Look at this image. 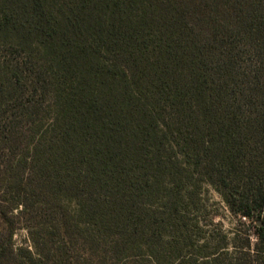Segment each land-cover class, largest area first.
I'll return each instance as SVG.
<instances>
[{
	"label": "trees",
	"instance_id": "16d2710c",
	"mask_svg": "<svg viewBox=\"0 0 264 264\" xmlns=\"http://www.w3.org/2000/svg\"><path fill=\"white\" fill-rule=\"evenodd\" d=\"M195 179L232 259L175 233ZM0 264H264V0H0Z\"/></svg>",
	"mask_w": 264,
	"mask_h": 264
},
{
	"label": "rangeland",
	"instance_id": "374dc122",
	"mask_svg": "<svg viewBox=\"0 0 264 264\" xmlns=\"http://www.w3.org/2000/svg\"><path fill=\"white\" fill-rule=\"evenodd\" d=\"M180 159H182L180 157ZM195 190L189 194L187 198L186 208L179 221H181V228L175 229L177 235L181 234V230L185 233L191 234V241L189 242L186 252L189 255L195 254L198 251V246L208 239V248L215 249L216 247L229 246V259L234 258L235 251L233 245L242 247L245 232L247 231L255 240L256 222L248 221L250 226L241 225L239 223V216H237L227 205L218 190L207 180L195 179ZM194 190V189H193ZM250 228V230H249ZM238 233L239 238L237 243L232 239ZM223 235H227L223 239ZM194 243H197L194 246ZM14 244L16 247L25 246L32 247V241L29 232L26 228L21 227L14 235ZM224 249V248H223Z\"/></svg>",
	"mask_w": 264,
	"mask_h": 264
}]
</instances>
